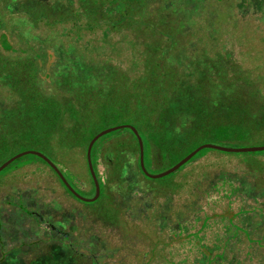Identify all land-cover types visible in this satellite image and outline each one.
Here are the masks:
<instances>
[{
  "label": "trees",
  "instance_id": "1",
  "mask_svg": "<svg viewBox=\"0 0 264 264\" xmlns=\"http://www.w3.org/2000/svg\"><path fill=\"white\" fill-rule=\"evenodd\" d=\"M230 6L237 12L231 15L226 13ZM263 6L261 3H256L255 0H0V142L6 147H10L13 141L16 140V136L21 141L19 149L15 150L14 154H7L2 163L25 150H37L50 158L45 153L50 152V148L44 141H57L64 131L81 133L82 135L92 133L88 145L90 140L100 131L119 124H130L138 130L144 143V166L150 173H155L153 170H157L160 166H163L162 171L172 167L204 143L228 147H245L246 145L240 142V139L206 134L213 131L240 132L249 129L264 131V106L260 110L257 108L248 109L249 112H241L240 108L230 111L228 108L220 110L219 106L212 109H209L207 105L196 106V110L200 112L198 121L194 123L197 128L191 130L185 137H181L182 132H188H184V130H181V132L178 128L174 129L172 124L169 125L167 121L168 116L172 114V110L169 105L170 90L168 89V82L175 74L168 67L166 56L168 52L174 49V44L180 39L193 34V30L197 28L195 23H199L196 21L210 17L204 13L206 7L216 8L212 12L214 17H217V13L223 8L225 18L219 17L223 21H248L249 18L255 17L254 21H250L248 29L243 34L240 30L233 28L236 33L248 37L250 33L258 36L261 34L260 31L255 30V25L256 21L264 19ZM172 16L175 17V22L172 20ZM162 19H165L163 25L159 23ZM167 19L168 21H166ZM181 20H186L181 24L187 23L188 25L180 31H172L171 27L177 26ZM26 23L30 24L35 30L41 27L53 28L54 26L68 24L64 35L73 41L79 42H82L85 35L95 34L99 31L102 32L104 38H110V35L117 34L119 43H128L130 47L140 49L141 54L138 57H132L134 64L131 65V68L141 65L144 70L150 72L149 82L152 84L153 89L151 95L144 101L141 94L132 91V89L129 90L132 81L123 83L122 78H120V82L116 75V71L120 66L111 63L108 65L111 83L109 86L100 88L97 92H81L76 88L60 85H58L59 87H52L53 89L48 86L46 90L44 84L52 83L53 69L59 66L61 56L58 54L57 48L49 44L50 42L44 44V40H40L38 35L29 31H21L19 26ZM204 29L201 32L200 30L197 31V34L201 35L200 37H203L202 34L211 33L209 32L211 26H205ZM224 29V32L231 30L230 27H224ZM214 32L216 34L220 33L215 30ZM260 38L262 39V45L264 34H261ZM111 39L113 40L114 36ZM96 42L97 40H95ZM112 42L108 41L107 45H112ZM86 43L84 45L86 47L93 46V42L89 39ZM255 46L257 48L258 44L255 43ZM53 50L56 54L54 62L52 61L53 64L50 63L52 65L47 70L46 66L52 58L50 54ZM260 51L262 52V49ZM227 60L229 58H224L222 67L217 71L222 72L225 70L228 64ZM206 62L210 63V61ZM44 77L47 80L50 79V82H47ZM191 88L194 89V85L190 87V90H192L190 94L194 92ZM194 90H196V98L198 100L202 99L200 97L202 94L198 93L199 88L197 90L195 87ZM150 104L154 106L150 108ZM113 117H119L125 121L110 122L109 119ZM191 127L188 126V129ZM115 134L118 135L117 141L112 138V141L107 144L101 142L106 137ZM191 139L197 141L194 147L183 152L175 160L169 159L168 147L174 145L176 147L185 146ZM86 149L87 147L83 153L85 161V176H83V179L88 188H80L75 182L76 178L72 172L66 169L68 178L61 171L76 192L84 197L91 198L95 194V187L87 166ZM211 150H201L176 172L154 180L145 177L141 170L139 145L133 132L129 129L112 132L97 140L91 151V160L99 182L100 196L92 203L81 202L88 207L105 203L109 209L123 211V208L118 204V199L126 197L125 199L133 201L136 198H144V193L155 195L158 194L156 188L173 190V188L183 186L191 187L200 180L204 168L211 165L214 167L242 166L250 174L259 173L264 175V152L227 153L212 150L215 153L209 155L205 153ZM28 156H32L46 164L34 155H27L20 159ZM130 157L134 160L135 172L149 184V187L145 190H141L142 185L134 183V180H137L136 176H129L130 179L126 185L127 191L122 189L123 181L126 178L125 169ZM18 160L8 167H11ZM197 161L204 164L197 176L193 178L190 174L177 176L181 169L193 166ZM162 171L157 170L156 173ZM53 173L66 192L76 199L56 173L54 171ZM193 175H196V172ZM227 175H229V172L221 171L215 174V178L224 180V185L228 184L229 189L225 192H229L228 199H230L233 195H237L235 193L239 192L240 187L233 181V177ZM70 179L75 183L74 186L78 190L72 185ZM228 180L230 181L228 182ZM171 184L174 185L171 186ZM210 189V186L206 188L198 186V192L194 193V196H200L198 201L202 202V199L206 197V193L211 191ZM248 190L251 191L249 187ZM249 196L251 200H246L243 197L237 198L240 203L232 217L235 222V218L245 215L251 222L246 225L241 222L245 226L235 222L236 236L234 237L233 234L227 241L220 240L223 242L222 244L219 243L212 248L210 247L211 249L209 248L210 253L214 249L221 250V252L213 253L215 255L214 260L219 261L228 258L229 264H234L236 261L242 264H264V190L261 193ZM11 200H13L18 212L13 210L16 212L14 216H7L17 221L16 225L19 230L22 229V219L26 216L34 223L47 224L50 231L63 235L62 231L52 224L51 216L41 213L35 197L33 198L34 206L32 208L28 204L30 199L25 198L23 195L14 197ZM253 200L257 201L259 205H249L253 203ZM231 202H233V199L228 203L229 207H231ZM56 205L59 206V204ZM48 207H44L46 212L50 210ZM187 207L182 211L194 210L192 203ZM13 211L9 210L10 213H13ZM98 212L96 210V213ZM15 214L18 215L15 216ZM183 214L181 220L175 217L170 219V221L174 220V223L177 224L175 230L171 228V223L159 224L150 230L148 243L144 248V251H146L148 247V251L145 254L142 253L141 259L139 258L140 261H137L136 264H150V262L152 264H165L163 256L160 259L158 257L160 247L162 250L165 249L167 255L184 258V263L181 261L183 264H195L197 262L198 256L193 259L190 258L192 251L197 252L195 242L189 239L194 236L193 226L190 225L192 221L188 220V214ZM97 217L102 218L99 214ZM124 222L133 225L132 221L130 222L127 218H124ZM206 223L207 221L198 231H203L205 236L208 233L207 236L209 237L213 234L212 241L217 232H222L218 236L222 238L228 232L232 233L233 231L232 228L224 224L225 229L220 228V230L219 227L222 223ZM44 225L42 227H45ZM248 226L250 227L248 228ZM209 231L211 232L209 233ZM247 237L253 238L251 241L257 238L263 248L250 247L246 241L248 240ZM222 247L225 248L222 249ZM181 248L183 250L180 252L179 249ZM199 252L201 251L199 250ZM148 255H150L149 258ZM205 264L216 263H213L209 258ZM218 264H223V262H218Z\"/></svg>",
  "mask_w": 264,
  "mask_h": 264
},
{
  "label": "rangeland",
  "instance_id": "2",
  "mask_svg": "<svg viewBox=\"0 0 264 264\" xmlns=\"http://www.w3.org/2000/svg\"><path fill=\"white\" fill-rule=\"evenodd\" d=\"M255 1L264 5V0ZM214 9L206 7L204 13L210 17L201 20L204 21L203 23L195 20L199 23L194 22L197 28L193 30V34L180 39L174 44V49L168 52L166 56L168 67L175 74L168 82L169 105L172 114L168 116L167 122L169 125L172 124L174 129L178 128L179 131L188 132L183 133L181 131V137L187 136L191 130L197 128L194 123L198 121L200 112L196 110V106L207 105L209 109L219 106L220 110L228 108L230 111L240 108L241 112H249L248 109L251 108L260 110L264 106V42L261 45L262 39L260 38L261 34H264V19L256 21L255 25V30L261 33L259 34L260 37L256 34L252 35V33L248 37H244L233 31V28L235 27L243 34L248 29L250 21H254L255 17L249 18L248 21H223L219 17L225 16V10L221 8L217 17H214L212 16ZM236 12L237 10L231 6L226 10L229 15ZM164 20L162 19L159 23L163 25ZM172 20L175 22V17L172 16ZM184 21L186 20H181L177 26L171 27L172 31L177 32L187 26V23L181 24ZM205 26H211L209 31L211 33L202 34L203 37H200L201 35L197 34V31L205 30ZM67 27L68 24H65L53 28L41 27L35 30L28 23L19 26L21 31H29L38 35L40 40H44V44L50 42L49 44L54 45L61 56L59 66H56L55 69L52 68L54 71L51 76L52 83L50 79L47 80L44 77L47 82H50L44 84L46 90L48 86L52 88L60 85L76 88L81 92H97L100 88L109 86L111 83L108 68L109 63H111L120 66L116 71L117 79L120 81L122 78L123 83L132 81V86L128 89L138 92L144 97V101L147 100L153 90L152 84L149 82L150 72L144 70L141 65L131 68V65L134 64L132 57H138L141 54L139 48L130 47L128 43H119L117 34L110 35V38H104L100 31L85 35L82 42L73 41L64 35ZM224 27H230L231 30L224 32L225 29L227 30ZM214 30L220 33L216 34ZM113 36L114 39L112 40L111 37ZM88 39L93 42L92 47L84 46ZM95 40H97L96 43ZM108 41H113L112 45H107ZM255 43L258 44L257 48H255ZM55 55L53 50L50 54L52 58L46 66L47 70L53 64ZM224 58H229L227 67L219 72L217 70L222 67ZM206 61H210V63ZM51 62L52 64H50ZM140 67L142 69H139ZM214 79L216 80L213 81ZM193 85L194 89L195 87L197 90L199 88L198 93L202 94L200 95L202 99L196 98V90L193 88L191 89L194 92L190 94L192 91L190 87ZM153 106L150 104V108ZM109 120L110 122L125 121L119 117H113ZM188 126L192 127L188 129ZM206 135L237 138L246 146L264 145L263 130L213 131ZM91 136L92 133L82 135L81 133L64 131L57 141H44L50 148V152L45 153L67 177L66 169L72 172L76 178L75 182L80 188H88L83 179L85 176L83 153ZM112 138L116 139L118 135L106 137L101 142L107 144L112 141ZM196 142V140L191 139L185 146L168 147L169 159H177L183 152L194 147ZM20 145L21 141L18 136L10 147H6L0 142V164L7 154H14ZM205 153L209 155L215 152L211 150ZM129 160L125 169L126 178L123 181L122 189L128 190L126 185L130 179L129 176H136L137 180H134V183L142 185L141 190L147 189L149 184L135 172L133 158L130 157ZM202 166L204 164L197 161L195 165L181 169L177 176L190 174L193 178L197 176ZM162 167L160 166L157 170L162 171ZM204 169L200 180L191 187L183 186L173 188V190L156 188L158 194L155 195L144 193V198H136L133 201L125 199L126 197L118 199V204L123 208V211H118L109 209L105 203L90 207L84 206L80 200L74 199L66 192L53 171L42 161L32 156L20 159L11 167L0 172V264H136L137 261H140L139 258L141 259L142 253L145 254L148 251V247L146 251L144 248L148 243L150 230L154 226L165 223H171V228L175 230L177 224L170 219L175 217L181 220L183 213L188 214V220L192 221L190 225L193 226L194 236L189 239L195 242L197 252L201 251L190 253L191 259L198 256L195 264H205L209 258L216 264L218 262L229 264L228 258L219 261L214 260L215 255L213 253L221 252L220 249H214L211 253L209 250L213 246L227 241L231 235L236 236L235 222L239 224L243 222L245 225L251 222L245 215L235 218L234 222L232 216L236 213L240 203L237 198L243 197L246 200H251L249 195L263 192L264 175L250 174L242 166L214 167L211 165ZM157 170L153 171L156 173ZM221 171L229 172L227 176L233 177V181L240 187L239 192L235 193L237 195H233L230 199H228L229 192H225L229 189L228 184L224 185V180L215 178V174ZM195 172L196 175H193ZM70 182L73 186L75 185L71 179ZM198 186L203 188L210 186L211 188L202 202L198 201L200 196H194V193L198 192ZM248 187L251 191L248 190ZM19 195L30 199L28 204L31 208L34 206L33 198L35 197L41 213L49 214L52 224L61 230L63 235L67 236L50 231L47 224H42L45 226L42 227L26 216L23 217L22 229L19 230L16 225L17 221L9 217L14 216L16 213L14 211L17 210L11 199ZM232 199L233 202L229 207L228 203ZM190 203H192L194 210L183 212ZM249 205L258 206L259 203L253 200V203ZM44 207H48L50 210L46 212ZM9 210L14 211L10 213ZM96 210L99 212L96 213ZM98 214L102 218H98ZM17 215L15 214V216ZM124 218L132 221L133 225L126 224ZM206 221V224L222 223L219 229H225L224 224L232 228L233 231L232 233H225L226 235L222 238L218 237L222 232H217L212 241L213 234L209 237L207 236L208 233L205 236L203 231H198ZM247 238L246 241L250 247L263 248L257 238H254V241H251L253 239L251 237ZM224 248L222 247V249ZM159 249L158 257L160 259L163 256L165 264L184 263V258L172 257L165 254V249L162 250L161 247ZM182 250L183 248L179 249L180 252ZM149 257L150 255H148ZM234 264L242 263L236 261Z\"/></svg>",
  "mask_w": 264,
  "mask_h": 264
},
{
  "label": "water",
  "instance_id": "3",
  "mask_svg": "<svg viewBox=\"0 0 264 264\" xmlns=\"http://www.w3.org/2000/svg\"><path fill=\"white\" fill-rule=\"evenodd\" d=\"M122 129H129L133 132L135 135L138 145H139V164L141 167V170L145 177L149 179H161L164 178L177 170H179L182 166H184L186 163H188L198 152H200L203 149H212V150H218L222 152H227V153H250V152H264V145L263 146H245V147H228V146H222V145H217L213 143H204L196 147L192 152H190L187 156H185L183 159H181L179 162H177L175 165L172 167L159 172V173H150L146 170L144 166V143L143 140L138 132V130L130 125V124H120V125H115L109 128H106L102 131H100L98 134H96L89 142L87 149H86V160H87V166L89 169V173L91 175V178L94 183L95 187V194L93 197L88 198L80 195L76 190L73 189V187L68 183L66 180L65 176L63 175L62 171L57 167L54 162L48 158L46 155L43 153L37 151V150H25L22 152L17 153L16 155L12 156L9 158L7 161H5L3 164L0 165V172L3 171L5 168H7L11 163L16 161L17 159L27 156V155H34L39 157L41 160H43L59 177L61 182L64 184V186L69 190V192L78 200L86 203H92L95 202L99 196H100V187H99V182L97 180L96 174L93 169L92 165V160H91V151L92 147L95 144L97 140H99L101 137L110 134L112 132L122 130Z\"/></svg>",
  "mask_w": 264,
  "mask_h": 264
}]
</instances>
